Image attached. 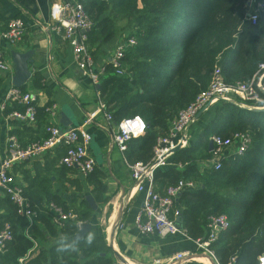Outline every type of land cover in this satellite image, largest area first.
<instances>
[{"label": "trees", "instance_id": "16d2710c", "mask_svg": "<svg viewBox=\"0 0 264 264\" xmlns=\"http://www.w3.org/2000/svg\"><path fill=\"white\" fill-rule=\"evenodd\" d=\"M85 9L94 22L88 37L99 34L106 41L118 35L110 27L113 19L136 13L134 29L127 37H134L136 43L126 49L123 59L127 72L116 74L114 67L106 64L97 83L99 97L114 123L137 114L147 123L145 134L132 138L124 152L129 163L151 160L158 136L166 134L178 112L208 86L216 65L232 83L250 80L264 61V9L252 23L247 18L248 0H88ZM261 96L264 101V94ZM221 104L224 106L218 108ZM221 104L215 106V115L198 140L173 153L172 162L183 169L161 168L155 180L165 181L167 186L179 179L199 182L197 188L185 189L177 199L180 226L192 239H203L208 234L209 218L226 214L230 226L211 244L220 264H257L258 256L264 253V110ZM43 113L37 108L38 115ZM241 132L251 137L243 154H230L218 169L201 170L199 160L211 156L212 134L230 137ZM99 174L95 168L87 176L98 190L105 187ZM48 199L63 203L56 195ZM7 200L11 211L2 226L11 224L13 239L4 250L6 254L0 252L3 264H20L19 258L27 252L24 264L33 260L37 264H78V250L89 256L109 248L104 235L94 237V231L71 241L79 226L67 222L61 232L68 239L36 254L37 218L30 225ZM77 212L82 221L88 218L86 212ZM48 216L53 220L51 213ZM60 247L64 250L58 251ZM99 260L110 262L102 257Z\"/></svg>", "mask_w": 264, "mask_h": 264}, {"label": "crops", "instance_id": "0c3cea01", "mask_svg": "<svg viewBox=\"0 0 264 264\" xmlns=\"http://www.w3.org/2000/svg\"><path fill=\"white\" fill-rule=\"evenodd\" d=\"M59 1L61 0H0V34L14 17H21L26 23L25 32L20 40L15 43L3 41L2 46L12 68L7 71L0 69V156L7 153L11 135H15L24 145L43 138L48 125L61 126L62 114L72 121L70 127L80 125L88 115H92L93 119L87 127L93 135L89 152L96 160L95 168L100 172L99 178L105 185L103 189L98 190L96 183L89 181L88 177L77 169L64 168L61 164L64 153L62 146L34 159L19 162L13 168L16 181L24 187L32 203L42 206L49 202L50 195L58 196L63 201L62 205L68 209L87 213L88 218L84 222L92 224L91 231H94V237L102 234L99 233L100 226L96 222L100 210H93L87 203L86 197L92 195L98 208L109 204L114 196L121 199L123 208L116 211L112 221L111 217L115 210L111 214L108 213L111 230L109 231L108 227L102 230L108 250L89 256L78 250L76 252L78 264H86L93 259L97 264H167L178 252L196 251L194 240L185 233L161 237L156 234H142L136 228L135 217L142 207L143 195L133 191L134 181L128 160L113 142L116 123L113 120L109 121L101 109L97 84L79 70L73 58L71 45L52 28L51 6ZM120 40L122 38L118 35L108 41L99 34L89 35L88 45L95 58L97 69L109 63L114 46ZM28 50L33 51V62L30 64L32 75L25 85V91L35 93L37 108L44 110L43 114L37 115V120L33 124L21 122L12 115L14 110H21L23 105L5 101L7 90L14 86L11 52ZM53 105L56 106L54 113L46 112V108ZM209 109L211 113L203 129L215 115L216 107L211 106L206 110ZM199 118L188 128L187 146L196 142L203 131L202 129L200 133L197 132V136L195 132L194 135L190 133L194 125H201L197 123ZM233 151L234 147L229 148V153H234ZM172 158L173 154L168 157V164L162 169L174 167L182 170L183 166L173 163ZM208 159L199 160L201 170L211 167ZM166 187L165 181H156L158 191L163 192ZM109 198L110 200L105 202V199ZM115 205L119 206L118 202H115ZM10 208L7 197L0 193V227L10 213ZM48 215L45 210H41L36 217L35 236L39 242L36 254L40 250L47 252L52 246L68 239L61 232L63 226L55 224ZM47 216L51 226L47 223ZM73 237L69 239L75 241ZM97 257L106 258L110 262L106 263ZM197 260L211 264L210 259L203 256H199ZM0 264H3L2 259ZM30 264L37 262L33 260ZM181 264H192V262Z\"/></svg>", "mask_w": 264, "mask_h": 264}, {"label": "built area", "instance_id": "2783aa9c", "mask_svg": "<svg viewBox=\"0 0 264 264\" xmlns=\"http://www.w3.org/2000/svg\"><path fill=\"white\" fill-rule=\"evenodd\" d=\"M88 0H61L51 6L53 17V30L64 41L68 42L73 51L74 61L83 74L89 76L94 84L99 82L100 76L105 71V66L96 68L95 58L88 45V32L94 26L85 9ZM249 11L247 18L256 23L260 12L264 9V0H248ZM26 28L25 20L21 17L10 19L7 28L0 34V69L7 71L12 68L11 62L3 50V41L15 43L23 36ZM136 40L129 37L118 41L109 57L116 74L123 75L126 49L134 45ZM264 94V61L248 81H236L229 83L225 80L221 67L216 65L212 78L206 88L201 90L196 98L185 108L181 109L170 122L166 134L157 138L153 148V156L147 162L136 161L129 163L131 177L134 181L133 191L143 195L140 211L135 217V226L142 234H156L161 237L177 233H185L179 224L180 208L177 206L179 195L187 188H197L198 183L192 179H179L174 184L168 185L163 192L156 189V172L168 164L170 151L178 144L183 148L188 144V128L196 122L201 111L218 103H233L235 105L255 108L252 103L263 102ZM238 99L242 102H238ZM5 101L20 103L24 110H14L12 115L21 122L35 123L37 120V95L33 92L11 87L5 94ZM5 105H3V108ZM56 106L46 108V112L54 113ZM101 109L109 121L112 120L101 101ZM92 115H88L80 125L73 127H62L51 124L46 127V136L42 139L21 144L15 135L9 137V148L7 153L0 156V193L4 194L16 207L17 213L29 220L30 225L34 222L38 212L45 210L52 214L55 224L64 226L67 222L77 225L84 222L79 218L77 211L65 209L62 205L49 201L42 206L30 201L25 193L24 187L16 181L13 173L14 166L26 160L51 151L58 146L64 147L61 164L70 169H77L85 177L91 174L96 166L94 156L89 152L93 139L92 133L87 128L92 121ZM137 122H139L137 124ZM133 125H136L135 127ZM147 129V123L140 115L123 118L116 123L113 132V142L121 153L128 148L132 138L142 136ZM210 140L213 142L211 156L208 159L210 166L216 169L221 167L222 160L232 153L229 148L243 154L248 148L251 137L248 133H236L230 137L220 134H212ZM169 154V155H168ZM230 226L226 214L213 215L209 218L208 234L205 238L193 239L196 251L178 252L169 259L167 264H181L182 262H195L201 254L207 256L211 264H220L211 244L217 240L220 232L227 230ZM13 239L12 226L5 222L0 228V252L6 249L8 242ZM36 245V243H35ZM29 257V252L19 258V263L24 264ZM264 253L258 256L257 264H262ZM125 264V263H123Z\"/></svg>", "mask_w": 264, "mask_h": 264}, {"label": "rangeland", "instance_id": "374dc122", "mask_svg": "<svg viewBox=\"0 0 264 264\" xmlns=\"http://www.w3.org/2000/svg\"><path fill=\"white\" fill-rule=\"evenodd\" d=\"M109 14L111 16H113V14H114L111 9L109 10ZM135 18H136V13L131 14L129 16L119 17L117 19H113L110 22V27L116 29V33L118 34V36H120V38L125 39L128 36H131L130 34L132 33V30L134 29ZM127 68H128V65H124L125 73L127 72ZM238 102L242 103L239 99H238ZM218 104H221V103H218ZM218 104H216V105H218ZM252 105H254L255 108H263L264 107V101L263 102H255V103H252ZM222 106H224V105L221 104L218 106V108L222 107ZM239 106H241V105H239ZM242 107H246V106H242ZM210 113H211L210 109L203 112V114L200 116V118L197 122V123H201V125L200 124L194 125L190 131L191 135H194V132H195L196 133L195 136H197V132L200 133L202 131L207 119L210 116ZM115 202H118L119 206L116 207ZM122 208H123V204L121 202V199L118 198L117 196H114L111 199V201L109 202V204L101 206V208L100 207L98 208V211L99 210L100 211L97 215L96 222L99 223V226H100L99 227V233H102V235H104V231H102V230L106 229L109 226L110 222L108 221V219H109L108 213L110 212V214H111L113 212V210L120 211V210H122ZM5 251H2L1 254L2 255L6 254ZM192 264H206V263L201 262V261H195V262H192Z\"/></svg>", "mask_w": 264, "mask_h": 264}, {"label": "water", "instance_id": "95a60500", "mask_svg": "<svg viewBox=\"0 0 264 264\" xmlns=\"http://www.w3.org/2000/svg\"><path fill=\"white\" fill-rule=\"evenodd\" d=\"M12 61H13V68H14V75L12 77V83L15 87L22 88L25 86L28 82V80L31 78V70H30V64L33 62L32 60V55L33 51L28 50L26 52H18V51H12ZM98 88V85H97ZM256 110H264L263 108H254ZM203 111H201L197 118L201 116ZM72 124V121L70 118L66 117L65 114H62V119H61V126L62 127H70ZM183 148L182 144H178L176 147H174L170 151V155L178 151L179 149ZM213 149V142L210 140L209 141V150L211 151ZM168 154V155H169ZM86 201L89 204V206L92 207L93 210L98 209V205L95 202L94 198L92 195H88L86 197ZM92 229V224L90 222H82L79 224V231L74 235L73 239L74 240H79L84 238ZM199 256H203L208 258L207 256L200 254ZM209 259V258H208Z\"/></svg>", "mask_w": 264, "mask_h": 264}, {"label": "clouds", "instance_id": "9594fccd", "mask_svg": "<svg viewBox=\"0 0 264 264\" xmlns=\"http://www.w3.org/2000/svg\"><path fill=\"white\" fill-rule=\"evenodd\" d=\"M91 236L88 237V242L91 243ZM58 251H63L64 250V247H60L57 249ZM262 264H264V258H262Z\"/></svg>", "mask_w": 264, "mask_h": 264}, {"label": "bare ground", "instance_id": "6f19581e", "mask_svg": "<svg viewBox=\"0 0 264 264\" xmlns=\"http://www.w3.org/2000/svg\"><path fill=\"white\" fill-rule=\"evenodd\" d=\"M116 211H117V210H115V212L113 211L114 213H113V215H112V217H111V221H112V219L114 218V216H115V214H116ZM108 230H109V231L111 230V225L108 226ZM106 232H107V231H106Z\"/></svg>", "mask_w": 264, "mask_h": 264}, {"label": "snow or ice", "instance_id": "6c2138e0", "mask_svg": "<svg viewBox=\"0 0 264 264\" xmlns=\"http://www.w3.org/2000/svg\"><path fill=\"white\" fill-rule=\"evenodd\" d=\"M139 122H137V124H138ZM134 127L136 126V125H133Z\"/></svg>", "mask_w": 264, "mask_h": 264}]
</instances>
